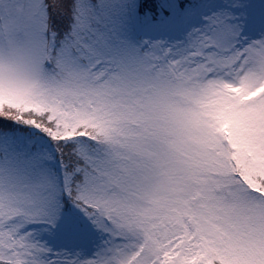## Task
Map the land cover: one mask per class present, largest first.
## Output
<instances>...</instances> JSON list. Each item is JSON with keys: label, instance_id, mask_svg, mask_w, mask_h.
Returning <instances> with one entry per match:
<instances>
[{"label": "snow or ice", "instance_id": "obj_1", "mask_svg": "<svg viewBox=\"0 0 264 264\" xmlns=\"http://www.w3.org/2000/svg\"><path fill=\"white\" fill-rule=\"evenodd\" d=\"M0 264H264V0H0Z\"/></svg>", "mask_w": 264, "mask_h": 264}]
</instances>
